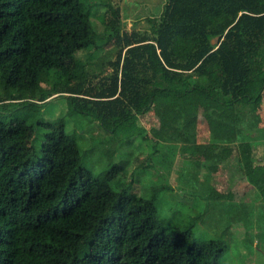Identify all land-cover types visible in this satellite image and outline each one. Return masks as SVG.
I'll return each mask as SVG.
<instances>
[{"label": "trees", "instance_id": "obj_1", "mask_svg": "<svg viewBox=\"0 0 264 264\" xmlns=\"http://www.w3.org/2000/svg\"><path fill=\"white\" fill-rule=\"evenodd\" d=\"M94 4L107 6L102 34ZM148 20L150 33L128 31L109 2L0 0V264H218L221 238L197 242L193 222L163 224L156 194L113 186L120 164L95 176L65 116L36 114L63 95L70 115L114 134L154 110L153 131H195L204 98L209 131L240 141L233 165L251 173L243 143L261 116L264 0H165ZM108 43L111 70L96 74L77 54Z\"/></svg>", "mask_w": 264, "mask_h": 264}, {"label": "rangeland", "instance_id": "obj_2", "mask_svg": "<svg viewBox=\"0 0 264 264\" xmlns=\"http://www.w3.org/2000/svg\"><path fill=\"white\" fill-rule=\"evenodd\" d=\"M97 1L119 5L128 31L150 33L148 18L158 15L165 0ZM89 8L96 13L92 16L94 27L104 33L102 16L107 6L94 4ZM111 50L112 43H108L97 50H81L77 55L92 65L94 73L99 74L101 69L108 73L111 67L106 63L115 57ZM206 102L204 98L201 100V116L195 131L184 128L153 131V127L160 128V119L154 110L148 115L136 116L114 134L103 130L90 117L80 113L70 115L63 95L39 105L36 114L47 121L65 116L67 130L78 138L83 162L95 176L120 164L123 169L116 172L113 186L131 184L129 192L143 196L156 194L163 224L183 227L193 222L192 235L197 242L221 238L224 252L218 264H264V159H259L264 155V144L255 143V153L249 148L250 156L254 154L253 170L238 175V166L233 164L242 154L209 131L202 115ZM248 130L254 138H264L261 132L264 131V107ZM32 137L33 133H26L21 147L29 149ZM40 143L39 137L37 148ZM112 148L118 151L109 156L107 152ZM214 189L233 191L235 198L217 196Z\"/></svg>", "mask_w": 264, "mask_h": 264}, {"label": "crops", "instance_id": "obj_3", "mask_svg": "<svg viewBox=\"0 0 264 264\" xmlns=\"http://www.w3.org/2000/svg\"><path fill=\"white\" fill-rule=\"evenodd\" d=\"M264 105V91H263V93H262V98H261V110H260V115L262 114V112H263V106ZM262 132V135H264V131H261ZM215 135V134H214ZM217 135V134H216ZM219 136H221V134L220 135H217V137L219 138ZM264 137V136H263ZM258 138H260V140L258 139ZM257 142H259V143H262V144H264V138H261V136H259V137H257V138H254V140H249L248 142H244L243 143V145L244 146H249L248 147V151L250 150L249 148L251 147L252 148V153H255V150H254V152H253V147L255 146V143H257ZM230 145L231 147H233V148H236V149H238V151H241V144H240V141H234V142H231V143H227V145ZM251 151V150H250ZM249 154H251V152H249ZM251 157L252 158H254V154H252L251 155ZM259 159H264V155H262V156H260L259 157ZM253 164H255V163H253Z\"/></svg>", "mask_w": 264, "mask_h": 264}]
</instances>
